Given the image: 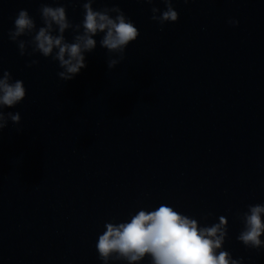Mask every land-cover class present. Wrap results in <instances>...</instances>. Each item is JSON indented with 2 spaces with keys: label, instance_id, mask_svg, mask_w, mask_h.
Masks as SVG:
<instances>
[{
  "label": "clouds",
  "instance_id": "1",
  "mask_svg": "<svg viewBox=\"0 0 264 264\" xmlns=\"http://www.w3.org/2000/svg\"><path fill=\"white\" fill-rule=\"evenodd\" d=\"M60 6H51L47 0H40L37 10L42 26L27 9H21L13 18V27L8 38L17 45L20 56H34L39 53L58 63L57 73L61 81L73 80L87 67L86 53L97 47L94 37L103 34L100 47L109 53L107 67L114 69L125 59V50L140 36L139 29L119 6L93 8L100 0H52ZM153 4L156 0H140ZM165 9L151 8L150 19L157 22L163 30L166 23L179 20V13L173 7L174 0H159ZM188 3L189 0H184ZM64 3H81L83 18L75 23L68 17ZM228 24L238 26L239 21L229 19ZM71 31L69 41L65 33ZM21 37H29L21 39ZM29 48L31 51H29ZM40 63L30 60L26 67ZM27 95L23 80L13 79L12 73L3 68L0 57V135L12 124L21 123L19 112H5L14 108ZM17 131H21L17 129ZM208 215H212L208 213ZM236 218L243 227L236 239L247 249H264V204H249L246 211H238ZM206 219V217H205ZM105 231L98 236L95 245L98 258L103 264L110 261H123L126 264H141L147 257L150 264H243L244 258H233L224 249L228 239V220L220 216L218 222L201 225L196 218L182 214L172 206L161 204L154 210L140 208L124 222L108 221Z\"/></svg>",
  "mask_w": 264,
  "mask_h": 264
},
{
  "label": "water",
  "instance_id": "2",
  "mask_svg": "<svg viewBox=\"0 0 264 264\" xmlns=\"http://www.w3.org/2000/svg\"><path fill=\"white\" fill-rule=\"evenodd\" d=\"M0 264H85L24 210L0 194Z\"/></svg>",
  "mask_w": 264,
  "mask_h": 264
}]
</instances>
